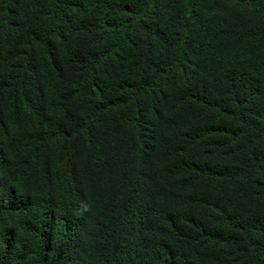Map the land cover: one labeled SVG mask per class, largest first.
I'll use <instances>...</instances> for the list:
<instances>
[{
  "label": "trees",
  "instance_id": "trees-1",
  "mask_svg": "<svg viewBox=\"0 0 264 264\" xmlns=\"http://www.w3.org/2000/svg\"><path fill=\"white\" fill-rule=\"evenodd\" d=\"M0 264H264V0H0Z\"/></svg>",
  "mask_w": 264,
  "mask_h": 264
}]
</instances>
